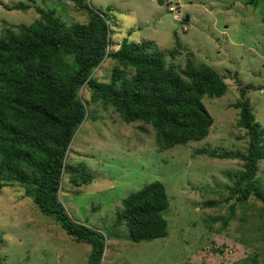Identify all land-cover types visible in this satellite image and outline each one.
Here are the masks:
<instances>
[{"label": "rangeland", "instance_id": "obj_1", "mask_svg": "<svg viewBox=\"0 0 264 264\" xmlns=\"http://www.w3.org/2000/svg\"><path fill=\"white\" fill-rule=\"evenodd\" d=\"M79 1L0 0V36L9 24L37 20L33 7L53 11L65 25L86 24ZM159 1L83 3L108 21L106 51H115L123 38L151 41L167 66L178 70L189 59L224 78L223 95L201 97L212 118L208 135L159 151L149 125L125 124L113 109L89 101V90L80 87L85 117L65 154L57 199L73 222L104 237L99 264H264L262 205L252 196L237 202L229 192L244 170L238 156L249 142L238 110L231 107L241 88L254 121L264 129V0ZM18 2L30 8H4ZM168 6L175 11L169 13ZM173 49L178 53L168 56ZM113 64L104 58L90 76L106 83ZM153 181L162 183L167 197L162 213L167 235L134 244L115 215L123 198ZM253 183L264 191V158L256 164ZM89 255L90 247L43 215L24 196L23 186L0 181V264H88Z\"/></svg>", "mask_w": 264, "mask_h": 264}, {"label": "trees", "instance_id": "obj_2", "mask_svg": "<svg viewBox=\"0 0 264 264\" xmlns=\"http://www.w3.org/2000/svg\"><path fill=\"white\" fill-rule=\"evenodd\" d=\"M83 2L77 5L87 13L86 24L65 25L53 11L33 7L37 20L9 24L0 36V181L23 186L24 196L43 215L52 217L76 243L90 247L88 264H99L104 237L73 222L57 199L65 154L86 112L77 90L86 87L89 101L113 109L125 124L149 125L162 151L208 135L212 118L201 97H220L226 86L212 68L195 67L189 59L178 70L167 66L151 41L123 38L115 51H106L108 21ZM4 8L26 11L30 6L18 2ZM104 58L114 64L108 81L100 83L90 74ZM239 92L231 107L238 110L249 142L245 154L238 156L244 170L236 174L229 192L240 203L252 196L264 212V191L253 183L256 164L264 158V129L254 121L243 88ZM167 206L164 186L153 181L121 200L116 221L124 222L134 244L163 238Z\"/></svg>", "mask_w": 264, "mask_h": 264}, {"label": "built area", "instance_id": "obj_3", "mask_svg": "<svg viewBox=\"0 0 264 264\" xmlns=\"http://www.w3.org/2000/svg\"><path fill=\"white\" fill-rule=\"evenodd\" d=\"M167 11L169 12V13H173L174 11H175V9L172 7V6H168L167 7ZM174 17L177 19V18H179L177 15H174Z\"/></svg>", "mask_w": 264, "mask_h": 264}, {"label": "water", "instance_id": "obj_4", "mask_svg": "<svg viewBox=\"0 0 264 264\" xmlns=\"http://www.w3.org/2000/svg\"><path fill=\"white\" fill-rule=\"evenodd\" d=\"M157 2H158V4L159 5H161L162 3L159 1V0H157ZM186 21V19H184V21L183 22H185Z\"/></svg>", "mask_w": 264, "mask_h": 264}]
</instances>
